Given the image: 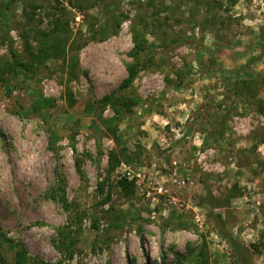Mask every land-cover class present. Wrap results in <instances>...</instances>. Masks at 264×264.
<instances>
[{"label":"rangeland","instance_id":"1","mask_svg":"<svg viewBox=\"0 0 264 264\" xmlns=\"http://www.w3.org/2000/svg\"><path fill=\"white\" fill-rule=\"evenodd\" d=\"M83 1L18 0L0 25V255L264 264V0ZM56 7L65 52L15 74L5 29L29 60ZM134 28L150 65L123 90Z\"/></svg>","mask_w":264,"mask_h":264},{"label":"trees","instance_id":"2","mask_svg":"<svg viewBox=\"0 0 264 264\" xmlns=\"http://www.w3.org/2000/svg\"><path fill=\"white\" fill-rule=\"evenodd\" d=\"M70 4H73L81 9L84 8V2L83 0H67ZM99 1V0H98ZM104 1V0H102ZM230 4H236L237 0H228ZM18 0H2L0 2V25L5 26L4 24H9L13 18V12L14 8L17 4ZM59 2V1H58ZM119 4V0H112V5L110 8H113V5ZM37 8V7H36ZM25 10V9H24ZM56 12L59 13L58 15L53 14V19L50 22V27L47 30L43 31V41H40V43H43V46H40L38 48V51L33 52V47L30 44V35L28 33H25L23 35L25 45L28 48V54L30 56L29 60L24 59L20 53L15 48L13 38L10 35V29H5L6 34L4 37H2V41H4L7 44L9 53L11 55L12 61L9 63V68L11 71H13L15 74L27 76L29 74H32L34 72V64H38L41 62L42 59L51 58L59 56L61 53L60 51L65 52L66 44H67V30L66 27L68 24L64 21L65 11L61 7H56ZM57 14V13H56ZM113 18L116 20L117 25H120V19L118 16L113 15ZM4 23V24H3ZM112 30L115 32V29L112 28ZM98 32L92 31L90 38L96 39ZM66 35V36H65ZM259 39H264V32L259 36ZM133 40H134V48L130 52L131 57L134 59V62L128 64V76L124 81L122 82L120 88L125 90L131 87V84L133 83L134 79L136 78L137 74L142 70L147 68L150 65L149 59H146V57L143 56V53L147 49V39L144 36H141L139 31L134 28V34H133ZM63 46V48H62ZM263 51H264V41L262 45ZM257 58H252V60H255ZM243 68V67H242ZM236 74L238 75L241 69L234 70ZM75 72V69L73 71V74ZM228 72V71H225ZM76 76V74H75ZM236 90V93L239 95L240 93L237 90V85L234 87ZM118 96L113 93L108 96H105L101 100H99V103L101 104H119L120 106H124L126 108H130L133 104H131L129 101H123V100H117ZM131 101V100H130ZM115 106V105H114ZM116 112L119 111V109H115ZM114 135L115 132H113ZM59 182L61 184L65 183V179L62 177V175L59 177ZM120 186L122 188H127L130 184L125 183V181H120ZM131 186V185H130ZM228 240L233 243V240L231 237H228ZM234 244V243H233ZM12 252H10V257L7 256L6 259L10 261L11 264H27L29 261V255L27 248L21 243L19 244V248L12 249ZM12 253V254H11ZM6 259L4 255H0V263L7 264ZM35 264H48L43 261H34ZM196 264H205V262L201 261Z\"/></svg>","mask_w":264,"mask_h":264}]
</instances>
